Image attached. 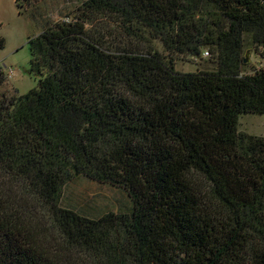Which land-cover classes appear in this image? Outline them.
I'll return each instance as SVG.
<instances>
[{
  "label": "trees",
  "instance_id": "16d2710c",
  "mask_svg": "<svg viewBox=\"0 0 264 264\" xmlns=\"http://www.w3.org/2000/svg\"><path fill=\"white\" fill-rule=\"evenodd\" d=\"M28 45L38 88L0 97V264H264V137L240 130L264 116V0H83ZM205 52L216 70L179 71ZM77 178L131 208L63 207Z\"/></svg>",
  "mask_w": 264,
  "mask_h": 264
},
{
  "label": "rangeland",
  "instance_id": "374dc122",
  "mask_svg": "<svg viewBox=\"0 0 264 264\" xmlns=\"http://www.w3.org/2000/svg\"><path fill=\"white\" fill-rule=\"evenodd\" d=\"M82 3L83 0H34L32 5L35 6L26 14L20 12L16 0H0V40L3 39L5 43L3 49L0 47V69L5 74L3 82H0V97L4 94L7 97L26 95L38 88L39 77L30 73L29 37L40 34L50 23L68 17ZM33 12L40 13L37 20L33 18L34 21L30 18ZM244 58L247 62L243 67V74H251L263 66L251 39L246 38ZM213 62L215 58L205 52L200 58H179L178 69L183 73L213 71L217 68ZM11 71L14 72L13 75ZM240 124V130L244 133L264 137V116L243 117ZM192 180L208 196V186L204 180L195 176ZM61 202L63 207L93 218L112 211H129L131 208V201L124 191L83 178L66 184ZM34 210H39V207L35 205ZM34 214L40 220L43 218L37 213ZM42 222L45 223L46 219L43 218Z\"/></svg>",
  "mask_w": 264,
  "mask_h": 264
},
{
  "label": "built area",
  "instance_id": "2783aa9c",
  "mask_svg": "<svg viewBox=\"0 0 264 264\" xmlns=\"http://www.w3.org/2000/svg\"><path fill=\"white\" fill-rule=\"evenodd\" d=\"M11 74H13V71H11Z\"/></svg>",
  "mask_w": 264,
  "mask_h": 264
},
{
  "label": "water",
  "instance_id": "95a60500",
  "mask_svg": "<svg viewBox=\"0 0 264 264\" xmlns=\"http://www.w3.org/2000/svg\"><path fill=\"white\" fill-rule=\"evenodd\" d=\"M245 62H247V60L245 59Z\"/></svg>",
  "mask_w": 264,
  "mask_h": 264
}]
</instances>
